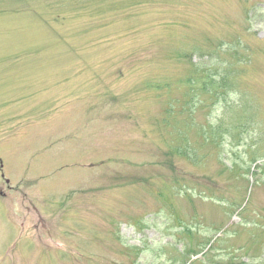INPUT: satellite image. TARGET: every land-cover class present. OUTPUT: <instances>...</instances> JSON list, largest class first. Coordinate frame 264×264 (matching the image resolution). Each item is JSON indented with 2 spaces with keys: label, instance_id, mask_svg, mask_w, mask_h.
<instances>
[{
  "label": "rangeland",
  "instance_id": "obj_1",
  "mask_svg": "<svg viewBox=\"0 0 264 264\" xmlns=\"http://www.w3.org/2000/svg\"><path fill=\"white\" fill-rule=\"evenodd\" d=\"M137 1V11L118 12L124 19L113 28L109 14L133 2L0 0V61L44 63L28 72L33 95L0 99V158L12 163L0 166V264L129 263L134 255L125 246L142 249L147 237L162 253L146 250V261L177 264L167 249L185 240L177 241L179 225L163 221L169 206L187 223L195 213L201 218L204 224H190L199 238L212 237L213 224L232 225L230 242L221 244L229 250L218 247L208 260L193 255L192 264H264V167L248 162L242 172H222L249 160L251 144L264 156V0ZM132 15L141 19L129 22ZM193 45L218 52L207 67L221 58L232 70L226 75L235 119L227 120L230 113L211 94L193 110L187 90H144L148 69L176 73L186 62L172 56ZM13 47L31 59L17 58ZM173 99L185 103L178 115L166 114ZM244 116L252 127L246 136L236 126ZM208 123L216 138L210 143L198 134ZM12 140L6 150L3 141ZM179 146L182 153H173ZM193 152L202 163H194ZM29 157L38 158L31 170L18 166ZM186 186L222 200L197 197ZM231 200L238 208H229ZM133 224H154L162 234ZM253 227L257 245L247 253L238 248ZM232 249L237 254L229 256Z\"/></svg>",
  "mask_w": 264,
  "mask_h": 264
},
{
  "label": "trees",
  "instance_id": "obj_2",
  "mask_svg": "<svg viewBox=\"0 0 264 264\" xmlns=\"http://www.w3.org/2000/svg\"><path fill=\"white\" fill-rule=\"evenodd\" d=\"M130 1L133 2V3H131V5H128L127 3L124 4L123 2H120L119 4H117L116 7L114 8L115 11H116V9H118L116 15L115 14H109V17L111 18L109 23L112 25L113 28L114 27L117 28L118 27L117 24H120V21L122 19H124V18H119V19L117 18L116 19V16H118V12H120V11L125 12V10L132 9L134 7L136 8V11H137V8L141 6V4L137 0H130ZM131 17L133 19L129 22H133L134 19H136V20L141 19L139 17H135L134 15H132ZM124 22H125V20H124ZM138 23H140V22H138ZM45 26H47L48 28L44 32L49 34L48 21H47V24ZM40 47H44V45H42ZM215 53H218V52H215V51L204 52V49L198 45H193L190 49L187 47H183V49L177 50V52L172 57L174 59H176L179 63L186 62V67H184L181 70L176 71V73H175L171 70V68L169 66H166V68L168 70H166L165 68H162L163 66H160V68H157V69H160L159 73L164 74V75L159 76V77L154 76V74H155L154 72L157 69L154 68L153 71L151 70L152 68L148 69L147 73L144 77L147 80L146 85L144 87V90H146L148 92H155V93H157V92H179V93H181V92H184L187 90L185 96H188V98L191 97L190 100H188V101L192 102L191 103V109H193V110H195L197 108V106L201 103L202 98H200V96L202 97L203 94H211V95H213L215 100L220 103L219 105H221V104L223 105L225 112L227 111L228 113H230L228 115L227 120L235 119L237 117L238 112H236L237 110H235V109L232 110L235 107V105H233V102L230 99V93L232 92L233 83H230V80H228L229 78L226 75V72H232V70L222 67L221 62H223V61L221 58L219 60V64L216 63L214 68L213 67L212 68L207 67L208 59H209V61L214 63L213 60L215 58H217L214 56ZM231 66H232V64L230 65V67ZM182 71H184L183 75L181 73ZM160 77H162L163 79L159 80L158 78H160ZM193 84L195 85L194 87H192ZM183 86H185L186 88L183 89L182 88ZM205 92H207V93H205ZM193 94H194V98L192 100ZM173 101H175V102H169L167 104L166 114L168 113L169 115H178V114H180L179 110L181 109V107H183L185 105V103L183 102L182 99H180V100L173 99ZM215 107L216 106H213V108H215ZM246 107H248V106L246 105ZM224 120H225V117H224ZM162 123H164V124L167 123V119H163ZM210 125H211L210 123H208L206 125H202L201 129L198 132V134L201 137H203L204 140H207L209 143H210V141H213L216 139V138H214L215 137V131L211 128ZM236 126L238 128V134H240L242 136L243 135L246 136L248 134V132H250L252 129L250 117L244 116V118L239 122V124H236ZM207 127H209L210 129ZM238 134H236V135H238ZM239 138H240V136H238L236 139L239 140ZM238 145H240V144H238ZM253 145L254 144H251L247 148V156L250 158L249 160L247 159V160L243 161L242 163H233V164L229 163L228 167L224 166L222 172L223 171L225 173H227L228 171L233 172V173L242 172L243 171V169L241 168L242 164L246 165L248 162H252V165H256L259 168L264 167V163L262 162V160L264 159L263 158L264 156L258 155L262 148L259 149V147H253ZM181 151H183V148H181L180 146L173 149V153L174 152L182 153ZM191 157H194V163H196V164L202 163V161L204 159V157H202L200 154H198L196 152H193V156L191 155ZM250 166H251V164L247 167V169H246L247 171H251L252 168ZM182 187H184V186L183 185L179 186L178 189L181 190ZM185 189L191 190L192 193H194V191H195V194L197 197L199 196L201 198H204L208 195V197H210L212 199L214 198V199L222 200L221 199L222 195L220 196L218 194L210 193L207 191H203V193H201V191H200L197 193L196 188L194 186L193 187L186 186ZM192 193H189V194L192 196ZM191 196H185V197H188V199H189V198H191ZM217 196H220V197H217ZM228 205H229V208L236 209V208H238L239 204L236 201L231 200ZM174 210L170 209V206L168 207V210H166L167 212L164 210V214L165 215L167 214L168 217L167 218L165 217L163 219V221L165 224L168 220L170 222L177 224V226L179 225L181 230L179 231L180 237L177 238L178 239L177 241L179 243H181L182 241L185 240V242L182 244V246H183L182 248H180V249L179 248L178 249L173 248L174 252L172 250V247H169L167 249V252L169 253V256H170L169 260L172 261V263L192 264L193 262H190V261H191V258H193L194 256L199 257L201 255L202 257H206V260H208L207 256L212 255L214 253L213 250H215V249L224 248L223 251L229 250L227 247L225 248L224 246H221V244L223 242H226V241L230 242L229 240H227L225 238L226 237L225 234L231 228L232 225L227 227V224H222V225L213 224L211 227L212 229L210 230L212 237L211 236L209 237V233H208L206 236H202L201 238H199L197 235L193 234V229H196V228L190 224H204V222H202L200 220L201 218L198 215H196V213H195L194 215L190 216V219L193 222L187 223L186 222V216L183 215L182 213L179 214V212L175 208H174ZM133 225L140 228L139 230H143L145 228H148V230H155V232H157L158 234H160L162 232V230H160V228L158 226H155L154 224H133ZM247 226L249 227V225H247ZM248 227H246V229H248ZM255 229H257V228L253 227V229L248 232L250 236L245 240V245H242V247H239L238 249H243L245 247L247 249L246 252L250 253L249 249L251 247L252 248L256 247L257 240L255 238L256 237V232H254ZM140 233H143V232H140ZM165 235H167V233H165ZM169 236H170V234H169ZM149 239H150V237L143 238L142 241H144L143 242L144 247L142 249L138 248V246H135V245H126L125 251L126 252L129 251V253L132 252V254L134 255V258L132 260H130L129 263H123V264H150L148 261L145 260V257H144V253L146 250H147V252L152 251L151 244H149ZM161 241L162 240H159L158 244L161 243ZM167 245H171V243H168ZM263 246L264 245H262V248H261V246H259L261 250H264ZM233 249H235V248H233ZM233 249L230 250L231 252L229 251V253H227L229 256H231L232 254H237V252L233 251ZM156 252H158L160 255L162 253L161 250L156 251L153 249L152 253H156ZM138 255H140V256L143 255L145 261L144 260L138 261ZM258 257L260 258V256H258ZM206 260H203L202 258H197L196 261H200L201 263H203V262H206Z\"/></svg>",
  "mask_w": 264,
  "mask_h": 264
},
{
  "label": "crops",
  "instance_id": "obj_3",
  "mask_svg": "<svg viewBox=\"0 0 264 264\" xmlns=\"http://www.w3.org/2000/svg\"><path fill=\"white\" fill-rule=\"evenodd\" d=\"M13 48L18 49V50L16 49L14 50V54L16 55L17 58H22V56L26 54V52L21 47L20 48L13 47ZM32 57H33V53H32ZM27 58L31 59L30 54L28 53L25 55L23 59H27ZM36 63L38 64H30V62L27 61H22L21 63H16L12 61H7V62L0 61V81L2 83V85H0V99L8 98L9 100H13V99L15 100L18 95H26V94L33 95L34 93L33 82H31V78L28 72L29 70L34 68V65H36L38 68H43L44 66L43 62H36ZM87 89L88 88H84L82 93L85 92ZM74 92H78V91L74 90ZM14 140L8 142L3 141V146L5 147L6 150L7 148H9L10 150L14 148ZM37 159L38 158L34 159L33 157H29V160H26L24 163L18 166H28V170H31L33 165H36L35 162ZM40 163L41 162H39L38 164ZM6 165L8 166L12 165L10 159H8L7 164H4L3 159L0 158V166H6ZM0 206L4 207V208L0 207V211H4L5 213L6 209L1 201H0Z\"/></svg>",
  "mask_w": 264,
  "mask_h": 264
}]
</instances>
